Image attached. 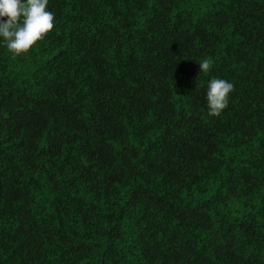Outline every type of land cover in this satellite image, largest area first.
Segmentation results:
<instances>
[{"label": "trees", "instance_id": "trees-1", "mask_svg": "<svg viewBox=\"0 0 264 264\" xmlns=\"http://www.w3.org/2000/svg\"><path fill=\"white\" fill-rule=\"evenodd\" d=\"M46 10L0 37V264H264V0Z\"/></svg>", "mask_w": 264, "mask_h": 264}, {"label": "clouds", "instance_id": "clouds-1", "mask_svg": "<svg viewBox=\"0 0 264 264\" xmlns=\"http://www.w3.org/2000/svg\"><path fill=\"white\" fill-rule=\"evenodd\" d=\"M48 0H0V37L14 54L29 51L54 28V13L47 11ZM211 58L198 63L200 72L212 67ZM234 85L224 79L213 78L207 85L208 115L217 117L227 107Z\"/></svg>", "mask_w": 264, "mask_h": 264}]
</instances>
